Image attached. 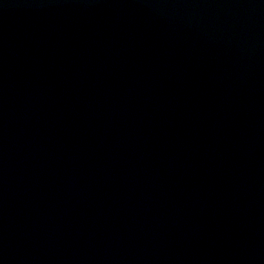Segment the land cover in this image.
Returning a JSON list of instances; mask_svg holds the SVG:
<instances>
[{"label": "water", "instance_id": "water-1", "mask_svg": "<svg viewBox=\"0 0 264 264\" xmlns=\"http://www.w3.org/2000/svg\"><path fill=\"white\" fill-rule=\"evenodd\" d=\"M0 264H264V0H0Z\"/></svg>", "mask_w": 264, "mask_h": 264}]
</instances>
